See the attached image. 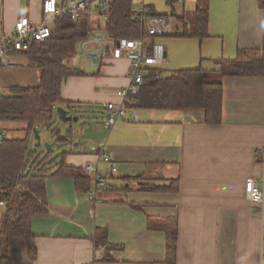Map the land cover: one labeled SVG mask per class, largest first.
I'll list each match as a JSON object with an SVG mask.
<instances>
[{"label":"crops","instance_id":"0c3cea01","mask_svg":"<svg viewBox=\"0 0 264 264\" xmlns=\"http://www.w3.org/2000/svg\"><path fill=\"white\" fill-rule=\"evenodd\" d=\"M199 1L167 0L171 6L166 15L147 1L170 20L162 39L167 55L162 75L200 67L214 72L220 69L218 59L235 58L241 48L264 47L261 0H209V36H179V18L191 29ZM42 10L43 0H0V41L13 37L23 15L39 23ZM168 14L175 17L173 23ZM90 27H105L96 12ZM17 58L22 63L17 67L0 63V93L39 84L38 71L23 56ZM80 61L97 68L86 72ZM74 64L85 75L66 78L62 96L72 110L85 111V127L81 140L72 131L62 150L68 151L65 161L83 170L95 159L92 147L106 142L118 171L112 174L101 163L110 185L98 193V202L78 191L72 178L48 176L49 212L32 219L37 257L31 259L26 248H10L13 264H264V204L246 193L249 178L264 190V76L222 78L221 124H206L202 113L191 110L129 109L109 130L106 104L120 101L116 90L129 82V60L109 58L100 65L77 58ZM174 180L177 191L146 188L173 186ZM168 219L178 220L173 262L167 261V231L162 227ZM98 228L107 229L109 248L97 245Z\"/></svg>","mask_w":264,"mask_h":264},{"label":"trees","instance_id":"16d2710c","mask_svg":"<svg viewBox=\"0 0 264 264\" xmlns=\"http://www.w3.org/2000/svg\"><path fill=\"white\" fill-rule=\"evenodd\" d=\"M208 1L198 2L191 29L184 17L179 18L183 23L179 36L201 40L209 36ZM168 2L173 3L172 0ZM261 2L264 9V0ZM133 7V0H112L109 20L104 28L118 38L139 37L142 29L131 18ZM90 15L91 11H83L75 20L70 14L60 16L55 20L53 32L48 38L44 41L33 39L27 50L14 52L23 56L27 64L38 71L39 84L13 86L9 93H0V130L9 132L17 128L12 123H21V130L25 132L24 136H9L0 142V199L5 202L3 218L0 217V264H13L8 250L14 247L26 248L31 259L37 257L32 219L49 212L48 176L72 178L78 191L90 193L92 190L91 178L80 167L66 163L68 151H62L51 160V155H55L57 150H45L46 154L41 157V152L30 148V137L34 129L42 124L48 125L56 143H65L72 138V129L64 135L53 126L58 106L66 105L70 110L73 108L71 102L62 96L64 80L70 76L85 75L83 70L75 67L74 59L78 53V43L87 34ZM217 62L220 69L213 73L201 67L175 70L168 75H162V69L153 71L140 92L129 96L126 107L191 110L202 113L206 124H221L224 95L222 78L264 76V47L241 48L235 58H221ZM53 162H56V166L51 168ZM178 183V180H174L173 186L152 184L146 188L177 191ZM132 206L140 207L133 203ZM162 227L167 231V261L173 262L177 255L178 220H165ZM96 242L98 246L109 248L107 229H97Z\"/></svg>","mask_w":264,"mask_h":264},{"label":"built area","instance_id":"2783aa9c","mask_svg":"<svg viewBox=\"0 0 264 264\" xmlns=\"http://www.w3.org/2000/svg\"><path fill=\"white\" fill-rule=\"evenodd\" d=\"M179 1L182 0H173V2ZM111 4L112 0H68L66 2L43 0L42 20L39 23H33L29 16L23 15L15 24L13 37L0 41V63L6 67L20 66L22 63L17 58L18 54L14 52L27 50L33 39L44 41L48 38L53 32L55 20L60 16L70 14L73 19H77L83 11H91V17H94L96 12L100 25H106L110 16ZM131 18L142 29L139 37L118 38L104 28L90 27L86 36L78 43L76 57L82 60L89 59L100 65L109 58L126 57L129 60V82L125 87L116 90V96L120 98V101H111L106 104L109 130L117 122L123 120L129 111L126 107L129 96L139 93L151 73L159 70L167 61L162 39L168 31V18L155 13L147 0H136L131 11ZM75 67L79 68V66ZM133 117L135 120L138 119L136 111H133ZM8 137L7 131L0 130V142ZM92 150L95 153V159L86 162L83 170L86 175L92 177L93 181V189L89 193V198L98 202V193L110 185L109 175L101 172V163L106 164L112 174L116 173L118 168L107 150L106 142L93 146ZM246 193L251 201L264 204V190L255 179L247 180ZM4 206V200L0 199V208L3 209Z\"/></svg>","mask_w":264,"mask_h":264},{"label":"rangeland","instance_id":"374dc122","mask_svg":"<svg viewBox=\"0 0 264 264\" xmlns=\"http://www.w3.org/2000/svg\"><path fill=\"white\" fill-rule=\"evenodd\" d=\"M147 1H152L155 4V9H156L157 13H159V14L163 13V14L166 15L168 10L170 9V6H171L170 4L167 3V0H147ZM168 15H169V18H171V22L173 23L175 17L171 16L170 14H168ZM77 58L78 57H76L74 59V61H76ZM80 62L83 63L82 68H84L83 70H85L86 72L93 71V68H97V67H94L91 64L85 63L84 61H80ZM1 91H3V92H1V94H4V89L1 90ZM6 92H9V90H7ZM83 110H86V109L83 108ZM72 111H74L75 113L76 112L79 113L80 120H77V121H73L72 120L71 122H65V121L59 119L58 116H57L56 119H55V126H53V127H57L59 129L63 130L64 131L63 134L65 135L67 133V129H69L70 126L72 125L73 126L72 130H74V135H75L74 138H76L77 140H81L82 139V135L81 134L83 133V130H84V127H85V123H84V121L82 119L83 117H81V116L83 114H85V111H77V110H74V109ZM80 112H82V113L80 114ZM89 114H90V112H89ZM74 116H77V115L74 114ZM12 124L16 125L17 128L16 129H12L9 132H7L8 136H18V137L24 136L25 132L23 130H21V127L23 125L21 123H12ZM12 124H10V125H12ZM37 129L40 132L41 145L39 147L36 146L37 140H36L35 134L33 132L32 136L30 137V148L41 152L43 154V155H41V157H44V155L46 154V152H44V151L47 150L46 144H50V143H53L55 141L53 139V135H52L51 131L48 129V125L42 124L39 127H37ZM108 132H109V130L106 127V135H108ZM65 147H61L60 150H59V153L57 152L55 155H51L50 159L51 160L55 159V157H57L62 152V150H64L62 148H65ZM52 148L54 150L58 149L56 146H53ZM55 163L56 162H53V164H51L52 165L51 168H54L56 166ZM0 216H1V219H2L3 218V209L2 208H0Z\"/></svg>","mask_w":264,"mask_h":264},{"label":"water","instance_id":"95a60500","mask_svg":"<svg viewBox=\"0 0 264 264\" xmlns=\"http://www.w3.org/2000/svg\"><path fill=\"white\" fill-rule=\"evenodd\" d=\"M57 114L59 119L65 121V122H71L73 121H77L78 117L74 116L71 112V110L69 108L63 107V106H58L57 107ZM73 126L71 125L69 129H72ZM34 134H35V138L37 140V144L36 146L39 147L41 145V136H40V132L37 128L34 129ZM68 142H70L69 140L66 141L65 143H50V144H46L47 150L52 149L53 146H56L57 148H61L64 147Z\"/></svg>","mask_w":264,"mask_h":264}]
</instances>
